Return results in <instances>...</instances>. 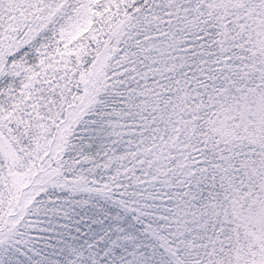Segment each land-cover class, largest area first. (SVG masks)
<instances>
[{
  "label": "snow or ice",
  "instance_id": "1",
  "mask_svg": "<svg viewBox=\"0 0 264 264\" xmlns=\"http://www.w3.org/2000/svg\"><path fill=\"white\" fill-rule=\"evenodd\" d=\"M0 264H264V0H0Z\"/></svg>",
  "mask_w": 264,
  "mask_h": 264
}]
</instances>
